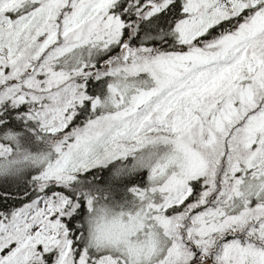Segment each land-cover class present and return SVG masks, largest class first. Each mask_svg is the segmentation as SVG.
I'll return each mask as SVG.
<instances>
[{
	"label": "snow or ice",
	"instance_id": "obj_1",
	"mask_svg": "<svg viewBox=\"0 0 264 264\" xmlns=\"http://www.w3.org/2000/svg\"><path fill=\"white\" fill-rule=\"evenodd\" d=\"M0 264H264V0H0Z\"/></svg>",
	"mask_w": 264,
	"mask_h": 264
}]
</instances>
